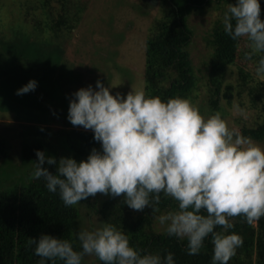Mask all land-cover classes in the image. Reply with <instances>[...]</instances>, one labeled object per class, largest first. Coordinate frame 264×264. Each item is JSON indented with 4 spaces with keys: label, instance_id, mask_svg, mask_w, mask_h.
<instances>
[{
    "label": "clouds",
    "instance_id": "clouds-1",
    "mask_svg": "<svg viewBox=\"0 0 264 264\" xmlns=\"http://www.w3.org/2000/svg\"><path fill=\"white\" fill-rule=\"evenodd\" d=\"M259 0H236L223 15V30L232 40L245 37L246 59L259 55L255 74L264 80V20ZM29 80L16 95L34 91ZM100 80L71 94L67 120L91 130L100 150L93 148L86 160L54 157L35 151L33 178H43L49 192H58L65 206L78 204L97 193L123 194L133 210L148 206L156 211L160 194L170 196L178 209L158 217L170 236L186 238L188 254H197L211 235V264H227L242 237L228 232L231 217L251 223L264 216V146L231 129L219 112L205 118L189 98L163 101L144 89L122 96L110 94ZM56 165L52 174L45 164ZM205 210L207 215L201 214ZM75 233L73 242L40 234L29 238L35 245L37 264H82L94 255L102 264H175L173 253L163 257L143 253L129 244L128 234L111 223ZM220 226L221 231H214Z\"/></svg>",
    "mask_w": 264,
    "mask_h": 264
},
{
    "label": "rangeland",
    "instance_id": "rangeland-1",
    "mask_svg": "<svg viewBox=\"0 0 264 264\" xmlns=\"http://www.w3.org/2000/svg\"><path fill=\"white\" fill-rule=\"evenodd\" d=\"M71 2L73 11L70 0L66 3L67 13L72 12L71 24L59 28L54 26L61 13V4L56 0H51L48 6H44L41 0H0V138L5 140L8 148L6 156L0 157V188L8 187L15 180L12 178V172L16 170L13 165L20 166L19 172L22 166H29L25 173L33 177L34 164H20L22 141H42L45 155L57 161L61 157L67 158L59 129L64 122L72 125L67 120L72 93L88 85L95 89L97 80L105 87L112 86L110 94L113 96L117 92L126 96L132 89H144L145 40L154 34L155 27L164 19L167 2ZM227 6L224 0H212L205 6V14L195 10L187 17L190 38L186 50L190 75L196 83L190 100L205 118L215 113L208 106V92L203 79L212 60L207 41L211 30L222 24ZM244 68L253 79L260 80L254 67L244 64ZM29 80L37 81L35 90L16 95V90ZM252 81L247 78L248 83L242 84L237 79L235 67L226 70L223 78V85L235 87L231 103L227 105L220 98V110L217 112L227 120L231 129L238 132L242 128H250L259 117H263L262 109L252 107V95L247 93ZM13 94L17 99L14 104ZM256 104L260 106L258 102ZM73 127L84 129L82 126ZM255 142L264 146V141ZM50 166L53 165L46 162L42 165L47 169ZM25 173L21 175L24 182L28 178ZM106 196L97 193L93 206ZM79 212V230L97 228L98 215L94 208L81 207ZM158 217L152 224L156 233L163 232L167 226V222L162 225ZM82 264H96L94 255L84 256Z\"/></svg>",
    "mask_w": 264,
    "mask_h": 264
},
{
    "label": "trees",
    "instance_id": "trees-1",
    "mask_svg": "<svg viewBox=\"0 0 264 264\" xmlns=\"http://www.w3.org/2000/svg\"><path fill=\"white\" fill-rule=\"evenodd\" d=\"M50 1L41 0V3L48 6ZM162 1L167 2L164 19L155 27L154 34L145 40L144 90L147 95L159 96L163 101L177 96L190 99L196 83L190 75L189 56L186 50L190 38L187 17L195 10H201L202 14H205V6L212 0ZM224 1L233 5L236 2V0ZM56 2L61 4V13L54 21V26L68 27L71 24L69 18L71 20L70 14H72L66 11V3L69 0H56ZM70 3L73 11L71 0ZM259 3L260 18L264 20V0H259ZM207 43L212 52V60L203 79L211 112L220 110L218 106L220 98L225 100L227 105L231 103L235 86L226 83L223 85V78L226 70L235 67L237 79L242 84L248 83L247 78L249 81L253 80L247 93L252 95L250 99L252 107H260L263 114L253 126L242 128L240 133L253 141H264V80L253 79L244 68V64L255 68L259 55L246 59L245 53L250 51L247 39L241 37L232 40L224 32L223 23L211 30ZM11 98L12 104L16 103V95L13 94ZM257 102L260 106L256 104ZM59 131L63 135L67 157L81 161L82 157L87 158L93 148L100 150V143L93 139L91 130L78 129L64 122ZM43 147L42 141L34 140L31 143L22 141L19 148L20 164L24 162L34 164L35 151L40 150L45 153ZM7 150L5 140L0 138V157L6 156ZM13 166L16 168L12 172V178L15 180L11 181L8 187L0 188V264H37L41 258L34 255L35 245H29L28 239L38 238L40 234L67 239L73 242L74 250L79 251L80 246L75 233L79 231L81 207L90 210L94 208L95 214L98 215L97 228L100 225L102 227L101 222H107L125 231L129 236L130 246L139 249L141 254L156 253L163 257L171 252L175 264H211L213 255L211 235L205 237L203 246L197 254L189 255L186 238L170 236L166 230L159 233L152 230L155 218L178 209L177 201L170 196L160 194L159 204L154 205L158 209L156 211H152L148 206L139 211L129 208L123 202V194L117 197L107 195L95 206H93L94 196L81 200L78 208L75 205L65 206L58 192L47 190L46 182L42 177L35 179L25 173L29 166L24 168L21 165L20 172L18 171L20 166ZM48 171L55 174L56 165L50 166ZM23 173L28 176L25 182L21 177ZM201 214L207 215L203 209ZM229 219L233 227L228 229V232L239 234L242 237V244L227 264H264V216L253 221L254 224L239 215ZM221 230L220 226L214 229V231ZM94 261L96 264H102L95 256ZM56 264H63V261L57 260Z\"/></svg>",
    "mask_w": 264,
    "mask_h": 264
}]
</instances>
